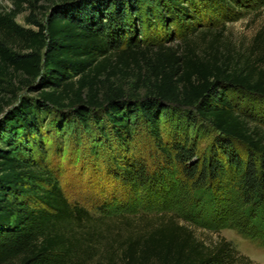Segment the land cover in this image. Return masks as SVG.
Wrapping results in <instances>:
<instances>
[{"label": "trees", "instance_id": "obj_1", "mask_svg": "<svg viewBox=\"0 0 264 264\" xmlns=\"http://www.w3.org/2000/svg\"><path fill=\"white\" fill-rule=\"evenodd\" d=\"M255 1L59 0L24 27L0 14V86L13 69L39 95L0 117V264H94L99 252L107 264H255L173 215L122 240L100 229L168 178L191 190L199 226L216 230L217 203L234 192L264 234V29L246 49L227 31ZM145 69L132 89L105 84ZM73 123L69 163L87 179L72 184L50 160L47 131Z\"/></svg>", "mask_w": 264, "mask_h": 264}, {"label": "rangeland", "instance_id": "obj_2", "mask_svg": "<svg viewBox=\"0 0 264 264\" xmlns=\"http://www.w3.org/2000/svg\"><path fill=\"white\" fill-rule=\"evenodd\" d=\"M59 0H0V14L16 13V23L18 26L24 27L25 20L33 15L38 20L45 21L54 3ZM243 13L236 14L235 20L227 23V31L229 37L246 49L252 44L256 34L264 29V0L262 2L255 1L248 5L238 7ZM143 79L148 77L149 73L145 69L141 74L137 72H124L110 78L105 84L114 83L125 90L132 89L135 86V80L139 76ZM4 82L0 86V117L18 106L22 99L35 100L39 95L36 91H31L30 85L36 82L31 81L22 73L10 69L1 77ZM68 111V110H67ZM48 118V117H47ZM50 117L47 119L49 123ZM53 119V118H52ZM51 119V120H52ZM50 122L53 124V122ZM54 121V119H53ZM60 122V121H58ZM203 139L199 140V149L204 150L209 146L210 133L209 128L204 125ZM207 129V131H206ZM53 127H49L48 144L51 146L50 160L52 163H61L64 173L62 177L66 181L76 183L81 179H87V174L80 175L78 163L70 166V160L74 157L76 145L78 141L72 138L69 142L70 135L77 137L79 127L77 123H73L69 130L58 131L61 134L53 133ZM168 130V128H167ZM193 134V129L190 130ZM67 134V135H66ZM69 134V135H68ZM139 135V131H137ZM61 139V140H60ZM60 140V141H59ZM76 147V148H74ZM74 151V152H73ZM75 169V170H73ZM232 181H228L231 183ZM232 192V187H231ZM77 191H70L72 195ZM88 194V190L85 191ZM82 194V191L81 193ZM79 194V195H80ZM139 205L133 210L111 209L105 217L106 224H101V231L108 238L119 237L122 240L130 236L132 232L136 237L139 232H150L160 225L158 219L160 215H173L177 221L187 226L194 234L195 238L202 241L206 245H213L221 239L231 242L238 252L249 258L255 264H264V234L253 228L243 213V208L239 204V199L234 192H225L222 200L218 201V212L215 215L217 224L216 230L203 228L194 221L199 220L201 215L200 206L192 198V192L189 187L178 179L173 187L170 186L169 179L160 180L151 190L148 187L140 189ZM199 209V212L196 211ZM169 217V216H168ZM104 248V244L100 249ZM96 263L107 264L106 260H102L101 253L95 260ZM94 263V264H96Z\"/></svg>", "mask_w": 264, "mask_h": 264}]
</instances>
